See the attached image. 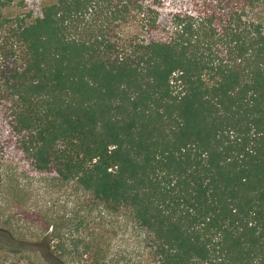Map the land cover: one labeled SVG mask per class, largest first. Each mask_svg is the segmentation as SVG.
<instances>
[{"label": "trees", "instance_id": "obj_1", "mask_svg": "<svg viewBox=\"0 0 264 264\" xmlns=\"http://www.w3.org/2000/svg\"><path fill=\"white\" fill-rule=\"evenodd\" d=\"M24 178L75 199L46 264H112L122 227L140 264H264V0H0V184Z\"/></svg>", "mask_w": 264, "mask_h": 264}, {"label": "rangeland", "instance_id": "obj_2", "mask_svg": "<svg viewBox=\"0 0 264 264\" xmlns=\"http://www.w3.org/2000/svg\"><path fill=\"white\" fill-rule=\"evenodd\" d=\"M34 179L19 181L18 186L23 190L20 194L14 193L15 185L0 184V247L21 245L31 260L46 264L44 256L48 248L41 238L51 232V224H57L58 217L75 215V199L68 195L66 188L50 191L49 183L40 181L43 178ZM44 215L48 217L49 226L43 222ZM1 252L0 259L4 261L3 250ZM107 260L112 264H140L144 257L130 233L122 227L110 245ZM10 262L11 259L4 261L5 264ZM19 264L23 261L19 260Z\"/></svg>", "mask_w": 264, "mask_h": 264}]
</instances>
